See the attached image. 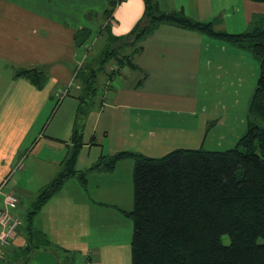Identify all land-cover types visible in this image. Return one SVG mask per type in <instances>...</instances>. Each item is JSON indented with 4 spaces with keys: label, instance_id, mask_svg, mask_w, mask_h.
<instances>
[{
    "label": "crops",
    "instance_id": "crops-1",
    "mask_svg": "<svg viewBox=\"0 0 264 264\" xmlns=\"http://www.w3.org/2000/svg\"><path fill=\"white\" fill-rule=\"evenodd\" d=\"M156 1L163 11H183L192 19L213 22L217 31L228 33L244 32L255 15H264V0ZM108 5V0H0V208L5 207L6 195L13 193L19 201L11 211L16 221L24 200L36 202L41 191L63 168L67 147L72 145L79 94L67 96L82 61L74 35L82 28L98 33L102 26L96 29L94 22L101 17L105 24ZM144 12L143 0H121L113 12L111 33L127 35ZM140 45L142 50L133 61L138 68L127 66L129 69L119 79H109L103 90V106L90 113L85 126L88 137L83 139L76 170H87L101 156L121 151L149 155L144 150L147 138L157 142L153 153L165 151L157 156L150 154L152 157L195 147L205 123L218 120L221 107L220 99L214 106L201 102L202 71H210L208 78L218 80L223 72L229 84L244 81L237 72L244 53L205 34L162 24ZM34 67L48 72L43 89L15 77L16 70ZM63 87L68 92L56 104L54 99L64 91ZM206 94L205 90L203 96ZM71 98L74 105L69 110V128L60 124L52 126L53 115L70 105L71 101L67 104L66 101ZM173 130L183 132L177 134L181 137L179 141L174 138V143L168 141ZM42 137L54 142L43 145ZM45 150L50 151L49 155L42 158ZM42 160L51 166L43 178L48 175L51 178L35 188L31 180L22 176L32 167L33 174L37 172L42 181ZM127 160H131L128 167L132 168L133 186L135 162L131 158L120 161ZM29 162H34L33 166ZM93 172L89 173L88 181ZM89 186H82L78 178L72 177L42 207L38 227L44 234L42 239L46 238L49 244L35 258L29 260L27 256V264H60L58 254L63 253L74 257L68 258L69 263L76 262L75 257L80 253L86 264H126L129 247L124 239L111 240L107 237L109 233L95 234L93 218L98 209L90 200ZM95 189L104 188L99 184ZM14 237L18 234L10 240ZM63 241L73 247L72 252L67 247L57 248Z\"/></svg>",
    "mask_w": 264,
    "mask_h": 264
},
{
    "label": "trees",
    "instance_id": "trees-1",
    "mask_svg": "<svg viewBox=\"0 0 264 264\" xmlns=\"http://www.w3.org/2000/svg\"><path fill=\"white\" fill-rule=\"evenodd\" d=\"M143 1L144 15L134 28L125 36H115L111 22L121 0H108L106 22L97 34L98 40L105 39V45L92 59V29L75 33V44L85 53L75 73V79L82 73L84 83L77 97L72 145L67 147L59 175L35 202L36 210L68 179L76 177L86 186L90 172L112 171L120 160L131 158L135 162L134 204L126 214L133 221L132 264H264V15H255L248 30L228 33L183 11H163L156 0ZM162 24L199 32L253 54L260 68L249 109L255 122L250 119L248 131L237 146L225 151L180 148L160 157L121 151L101 156L87 170H76L86 121L92 110L104 104L97 82L100 74L114 79L124 64L138 68L133 61L142 50L140 43ZM124 47L125 53L121 52ZM113 59L118 60L116 69L108 67ZM15 77L43 89L48 72L44 68H21ZM45 242L42 248L49 244L46 238ZM28 254L15 264L23 260L27 264Z\"/></svg>",
    "mask_w": 264,
    "mask_h": 264
},
{
    "label": "rangeland",
    "instance_id": "rangeland-1",
    "mask_svg": "<svg viewBox=\"0 0 264 264\" xmlns=\"http://www.w3.org/2000/svg\"><path fill=\"white\" fill-rule=\"evenodd\" d=\"M102 24H103V18L101 19V17H99L94 22L93 27L97 29L100 26H102ZM97 34L98 33H93L92 35L93 38L90 43V48H92L94 42L95 45L93 46V49L89 53L91 55L90 59H92L94 54L95 55L99 54L100 50L105 45L103 43L105 42V39L103 38L98 40V38L100 37H98ZM232 46L238 49V51H241V53H244L245 55L244 60L240 62V67L237 69V72L240 75V79L244 81H231V84H229L230 81H226V79L223 78L224 76L223 72H221L222 74L221 79L218 80V79L208 78V76L210 75V71L208 72L202 71V80L200 81L201 102L205 103L206 105L210 103V105L214 106V103L220 99L221 107L218 110L219 111L218 120L212 119L209 120L207 123H205V126L203 127V133H201L197 137L196 139L197 141L195 145H193L195 147H192L194 149L204 148L207 150L225 151L230 148H233L237 146L241 137L247 133L249 120L251 119L252 121H254V117L250 115L249 109H250V103L253 98V93L255 91L257 81L260 75L259 63L254 58L251 52L234 45ZM121 52L125 53V47L122 49ZM80 53H81V58L84 57V53H85L84 49H81ZM117 63L118 60L115 61V59H113L108 64V67L110 65V69H116ZM128 69L129 68H127V65L124 64L121 66V69L119 71L120 74L118 72L115 76L112 77H114L115 79H119L120 75L122 73H125ZM108 75L109 74L106 75L103 73L100 74L99 76L100 80L97 81L98 86L100 87V91H99L100 98L104 93L103 90L105 89V83L110 79ZM247 76L249 77V81H246ZM83 83L84 81L82 79V73H81L80 75H78L76 79L74 78L72 87L69 88L70 93L68 94L67 97L70 96L76 97V95L73 94L78 95L80 93V88L82 87ZM63 88H64V92H68L67 88L65 87ZM205 90L207 91V94L206 96H203V92ZM59 99L60 97H56L54 99V102L57 104ZM72 101H73L72 98L71 100L68 99L66 101V104L70 103V105L68 104L66 108L63 107L60 111H58L57 113H55V115H53V117L51 118V121H53L52 126L60 124V125H64L63 127L67 125V129L69 128V122L71 121L70 119L71 117H69L70 116L69 110L72 108V105H74ZM257 122L258 124H262L260 119H258ZM50 129H52V127H50ZM83 134H85V129ZM170 134L173 135H171V137L168 138V141L174 143L173 141L174 138H177L179 141L181 137L177 134H183V132L177 133L175 130H173L171 131ZM87 137H88L87 135L86 136L83 135V139H87ZM42 141H43L42 144L43 143L50 144L54 142V140L48 137H42ZM178 141L176 144H179ZM98 142H101V140H99ZM156 145L157 142L155 139H150V138L146 139L144 150H146L149 156H151L150 154H156L152 156H157L165 152L164 150H160L157 151L156 153H153L155 152L153 150L155 149V147H157ZM240 148L241 150H244L242 146H240ZM49 152L50 151H46V150L42 151V158L48 156ZM105 152H106L105 154L108 153L107 150H105ZM130 161L131 160L118 162L114 169L115 171L113 170L106 174L103 172L100 173L93 172L91 173L93 175L90 174L89 181L87 182L88 184H90L89 186L90 200L93 203V205L98 209L97 215H95V217L93 218V229L95 230V234L98 233V236H100V234L106 236L105 234L109 233L107 237L111 238V240H118V238L121 240L124 239L125 243H127L129 247L126 253V259H125L126 264H132L131 242L133 237V221L126 214L127 211L132 210L134 204L133 189H132L133 187L132 168L128 167V163H130ZM29 164L30 166H33L34 162H29ZM46 164L47 163L42 160V167L40 166V172L42 173V181L39 180L40 177L37 176V172L33 174L32 167L30 168L29 171L23 174L22 178L27 177L29 180H31L34 183L35 188L40 186V184H42L41 186H43V184H46L48 182L46 180H50L51 178L50 175H48L46 178H43V176L47 174L46 170L51 167V166H47ZM20 172L21 171H19V173ZM31 175L35 177L32 178ZM16 177L19 178V176ZM35 179L38 180L36 181ZM99 184L102 185L104 189L96 190L95 188ZM48 186L46 188H48ZM110 191H115L116 193L111 194ZM34 204L35 202L28 200L26 201L25 199L23 206L18 209L19 216L17 217V220L19 222V225L15 230V233L18 234V237L16 239L15 237L12 238L8 242V244L5 243L7 245L0 246V264H15L16 262H18L20 258L23 257L22 255L27 254V252L29 253L27 255L29 257V260L35 258L39 254L38 253L39 250L40 251L42 250V244L46 243L42 239V235H41L42 231L38 227L39 219H40L39 215L42 211V208L40 209L41 211L36 210L37 208ZM30 234L32 237L29 238ZM224 240L225 242H228L229 239L227 237H224ZM30 246L32 247V249L29 251ZM63 247H67L68 249L71 250V252L73 251L72 250L73 247L66 241H63V243L61 245H58L57 248L64 250ZM40 254H41L40 257L42 258V253ZM92 256L94 259V255ZM68 258L72 259L74 257H72V254L68 255L63 253L62 255L58 254L57 259L59 260L60 264H86V258L80 253H78L77 257H75L76 262L69 263L70 261L68 260ZM20 264H26L25 260L21 261Z\"/></svg>",
    "mask_w": 264,
    "mask_h": 264
},
{
    "label": "built area",
    "instance_id": "built-area-1",
    "mask_svg": "<svg viewBox=\"0 0 264 264\" xmlns=\"http://www.w3.org/2000/svg\"><path fill=\"white\" fill-rule=\"evenodd\" d=\"M68 91V90H67ZM67 92H61L57 103H59L62 98L66 95ZM18 198L12 193H8L5 198V207L0 208V243L2 245H7L10 238L15 235V230L19 225V222L14 220V217L11 213L18 205ZM7 243V244H5Z\"/></svg>",
    "mask_w": 264,
    "mask_h": 264
}]
</instances>
